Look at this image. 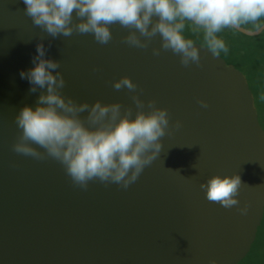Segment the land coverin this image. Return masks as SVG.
Returning <instances> with one entry per match:
<instances>
[{"label": "water", "instance_id": "1", "mask_svg": "<svg viewBox=\"0 0 264 264\" xmlns=\"http://www.w3.org/2000/svg\"><path fill=\"white\" fill-rule=\"evenodd\" d=\"M25 8L0 0V264H238L264 216V128L244 73L201 43L200 63L188 66L170 49L153 54L159 34L147 48L131 46L124 37L136 30L118 22L106 44L75 31L54 38ZM39 43L60 62L66 98L120 103L134 118L135 93L112 86L129 76L146 111L150 100L168 109L160 153L127 188L98 179L82 188L54 158L13 150L22 131L15 117L46 93L20 77ZM213 175L240 176L238 205L206 199L200 185Z\"/></svg>", "mask_w": 264, "mask_h": 264}, {"label": "clouds", "instance_id": "2", "mask_svg": "<svg viewBox=\"0 0 264 264\" xmlns=\"http://www.w3.org/2000/svg\"><path fill=\"white\" fill-rule=\"evenodd\" d=\"M25 12L36 26L51 37L70 36L74 31L91 33L100 44L112 39L109 25L135 29L124 40L131 46L147 48L151 38L161 37V49L178 54L181 64H199L201 54L192 39L185 36V22L202 30L208 49H225L217 33L224 28L238 29L251 26V31L264 30V0H23ZM75 10V12H74ZM154 17L158 19L154 20ZM151 25V27H150ZM144 37L145 39H141ZM33 67L21 70V79L31 85L29 91L46 89L35 108L24 106L15 117L21 134L13 144L17 153L44 159L46 156L60 162L73 183L87 188L90 180L117 183L127 188L146 165L160 153V138L168 131V109L156 106L155 100L145 102L136 93L138 85L129 76L113 82L119 90L127 88L132 97V109L123 110L120 103H77L61 94L65 86L60 62L45 58L43 43L36 46ZM55 70V71H54ZM203 107L207 102L200 101ZM87 112L86 118L81 113ZM87 121V123L85 122ZM179 121L177 126H179ZM45 151H39L37 147ZM241 186L239 175H213L200 185L206 199L218 202L224 208L239 204ZM247 214V206L238 209ZM210 264H218L212 260Z\"/></svg>", "mask_w": 264, "mask_h": 264}, {"label": "trees", "instance_id": "3", "mask_svg": "<svg viewBox=\"0 0 264 264\" xmlns=\"http://www.w3.org/2000/svg\"><path fill=\"white\" fill-rule=\"evenodd\" d=\"M185 25L184 34L187 38L207 46L202 30L188 22ZM243 27L251 30V26ZM217 35L225 43V49L217 53L246 76L253 92L260 123L264 128V31L250 36L229 27L222 29ZM238 264H264V216L250 251Z\"/></svg>", "mask_w": 264, "mask_h": 264}]
</instances>
